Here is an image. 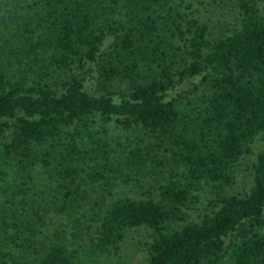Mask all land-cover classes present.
<instances>
[{"label":"trees","instance_id":"trees-1","mask_svg":"<svg viewBox=\"0 0 264 264\" xmlns=\"http://www.w3.org/2000/svg\"><path fill=\"white\" fill-rule=\"evenodd\" d=\"M173 1L0 0V133H6L0 142V264H19L26 254L39 255V264L91 263L138 225L151 229L146 264H215L223 254L229 264H264V0H234L238 28L214 39L187 9L191 4L179 15ZM165 31L177 40L180 67L172 66L177 47ZM73 68L81 74L69 73ZM93 70L99 94L84 89ZM62 72L55 87L38 80ZM200 73L207 95H167L173 84ZM28 75L37 79L27 82ZM114 78L131 84L126 98L112 97L107 85ZM95 115L102 133L112 116L125 127L163 131L170 166L154 195L110 201L85 249L68 248L64 227L44 244L26 205L39 207L45 198L66 223L78 225L87 200L74 185L79 172L112 170L110 148L89 129ZM257 134L263 147L249 166L248 190L221 192ZM125 149L133 161L149 152L137 143ZM37 180L45 187L36 190ZM204 184L214 191L209 210L185 221L183 207Z\"/></svg>","mask_w":264,"mask_h":264},{"label":"rangeland","instance_id":"rangeland-1","mask_svg":"<svg viewBox=\"0 0 264 264\" xmlns=\"http://www.w3.org/2000/svg\"><path fill=\"white\" fill-rule=\"evenodd\" d=\"M172 11H178L179 15L183 13L185 7L198 17V19L206 25L207 36L210 39L222 36L233 32L239 26V18L237 10L234 6V0H174L172 2ZM177 20H182L177 16ZM1 27V23H0ZM166 36H170L168 31H165ZM170 41L177 47L176 38L170 36ZM110 38L104 39L101 49L107 50ZM179 47V46H178ZM177 47L174 55L171 56L173 67L182 65L181 51ZM82 72V71H81ZM69 73L81 74L80 70L73 68ZM55 75H46L38 78L40 82H45L51 87H55L56 83L65 77V73H54ZM37 77L28 75L27 82H34ZM56 82V83H55ZM114 100H119L127 97L131 84L124 79L114 78L108 81L107 85ZM84 89L91 94H99L101 92L95 70L85 75ZM209 93V87L202 73L184 79L180 83H175L167 89V95L170 97H180L184 99L188 97L201 98ZM92 122L89 129L94 136H99L98 142H105L110 148L108 160L112 163L111 171H104L103 175H97L92 171H80L74 185H78L87 193V200H82L83 203L80 213H77L78 225L72 226L70 222L66 223L64 218L53 212L49 203L45 202V198L40 202L39 207L35 205H26V213H30L33 218V224L38 227L36 233L37 239L42 240L44 244L50 233L58 227H64L67 236H71V243L68 248H76L79 252L90 245V237L95 233V218L102 213L106 205L119 196L129 197H144L147 192L155 194L154 186L163 180L166 168L171 162L170 149L168 147L167 135L161 130H146L139 124H132L130 127L120 125L112 116L105 123V132L100 130V120L97 115L92 116ZM6 133H0V142ZM82 142L86 138H81ZM146 145L149 147V152L140 156V161L131 159L127 146ZM86 147H90L91 143L86 142ZM249 153L243 154L232 167L233 181L231 184L224 186L221 192L226 194H244L251 182L250 164L254 159L257 151L263 144L259 139L258 134L248 143ZM154 159H162V165H156ZM38 168L34 167L32 174L39 176ZM33 185L36 190L45 187L46 184L34 181ZM75 185V186H76ZM214 196L210 184L202 185L195 191L194 199L183 207L185 212V221L197 220L203 212L209 210L208 201ZM18 208L19 204L16 202ZM35 210V213H33ZM35 216V217H34ZM38 218V220L36 219ZM171 225H168L170 227ZM75 232V235H70V232ZM151 240V229L145 225L128 227L124 230L122 239L116 247H110L104 250L93 262L82 264H146L147 254L146 246ZM228 238L225 240V244ZM39 255L26 254L19 264H39ZM25 260V261H23ZM77 259L76 263H79ZM230 260L226 254H223L219 261L215 264H229ZM206 264V263H205Z\"/></svg>","mask_w":264,"mask_h":264}]
</instances>
